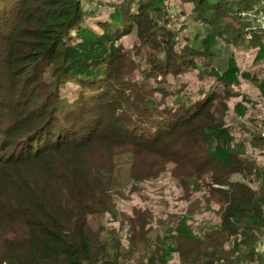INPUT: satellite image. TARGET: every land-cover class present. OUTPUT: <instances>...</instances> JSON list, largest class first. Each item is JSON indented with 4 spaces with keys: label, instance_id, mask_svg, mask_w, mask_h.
<instances>
[{
    "label": "trees",
    "instance_id": "1",
    "mask_svg": "<svg viewBox=\"0 0 264 264\" xmlns=\"http://www.w3.org/2000/svg\"><path fill=\"white\" fill-rule=\"evenodd\" d=\"M170 1L0 0V264H264V110L247 120L264 79L239 60L264 62L262 0H184L198 28L182 38L161 21ZM94 4L104 16L90 23ZM132 32L146 53L162 47L145 69L154 84L124 80ZM166 82L187 96L168 105ZM172 163L217 221L174 214L147 260L93 232L95 214L115 213L123 165L146 181Z\"/></svg>",
    "mask_w": 264,
    "mask_h": 264
},
{
    "label": "rangeland",
    "instance_id": "2",
    "mask_svg": "<svg viewBox=\"0 0 264 264\" xmlns=\"http://www.w3.org/2000/svg\"><path fill=\"white\" fill-rule=\"evenodd\" d=\"M98 8L101 7L94 4L93 10L97 18L92 19L88 17L90 23L96 20H103L104 14ZM253 10L261 14L260 16L254 15V17L258 18L254 20L255 26L264 25V0L260 1V4L256 5ZM163 12L164 13L161 14V21H171L169 28L174 31L178 38L184 37L185 32L194 31L196 30L195 28H198L193 21L195 11L191 1H170L167 7L163 9ZM184 24L188 25V29L185 31L183 29ZM157 41L161 46L160 37H158ZM122 43H124L125 48L131 54L127 63L124 80L128 81L131 85H134L137 81L151 85L161 80L162 76L159 73L151 72L146 74L145 69L151 65V53H158L157 56H159L162 47L158 50H153L152 47L153 51L146 53L147 49H144L142 43L138 40L136 32H132ZM229 48L230 51L238 50L236 45L230 46ZM227 59V51L218 50L211 64L223 70L226 69ZM239 60L243 67H247V69L252 70V72H257L258 76L264 79V62L258 65H249L253 60L248 53L241 55V59ZM147 76L150 77L148 80H146ZM171 80L175 81L173 77H171ZM165 86L166 94L163 97V101L168 105L173 106L172 104L175 102L174 98H176L178 94L182 93L184 97L187 96L186 91L178 89V86L176 88L173 87L171 82H166ZM246 89L251 90L250 94L255 96L251 86H246ZM76 90L77 86L75 84H68L62 90V95L71 100ZM174 106L177 107V105ZM263 110L264 107L256 106L247 120L253 123L260 120L262 118L260 113ZM226 121L231 126H236V129L238 126H241V124L243 125L232 111L226 116ZM250 122L247 123L248 126H251ZM262 134H264V131H262ZM125 160L129 162L131 159L128 157ZM160 164L163 165L164 162ZM184 171V168H176L175 164L172 163L155 175L147 177L146 181H136L129 177L133 176V174L137 177H143L145 171L141 169L136 173L130 170L128 164L123 165L118 171V176L121 181L118 183L120 184L118 189L123 192V194L116 202L115 213L95 214V216L91 218V228L93 232L100 237L103 236L104 239H108V243L111 245L119 238L123 239L127 245L133 244V248L136 251L133 255V260H147V258L153 255L152 251L155 249L158 233L162 234L166 232L164 230L165 226L174 214L179 215L185 212H194L193 219L196 228L208 224L211 221H217L218 219L215 211H218V207L214 205L212 209H210L206 204V201L210 197H205L204 192H194L192 188L186 189L184 187L185 185L180 181L179 176ZM177 261L178 257L176 256L171 264Z\"/></svg>",
    "mask_w": 264,
    "mask_h": 264
}]
</instances>
